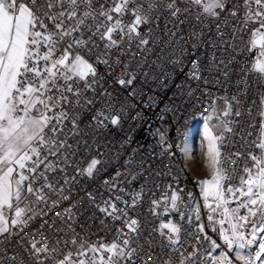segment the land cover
I'll return each instance as SVG.
<instances>
[{"label":"snow or ice","instance_id":"6c2138e0","mask_svg":"<svg viewBox=\"0 0 264 264\" xmlns=\"http://www.w3.org/2000/svg\"><path fill=\"white\" fill-rule=\"evenodd\" d=\"M164 13L173 19L194 14L197 22H214L217 39L228 47L232 44L224 28L232 30L233 41L237 32L249 33L246 51L258 50V55L243 71L264 82V0H0V243L10 244L15 238L21 250L8 257L11 264H156L159 257L140 243L139 218L129 212L142 202L143 189L127 193L129 199H125L121 193L126 190L116 183L120 177L116 173L111 181H103L108 197L101 195L98 200L96 192H86L89 206L99 213L92 219H99L102 230L112 235L108 241L104 237L90 240L92 233L76 230L81 213L72 201V185L80 176L92 179L101 161L91 158L86 167L76 168L73 176L67 175V169L79 154V144L74 147L69 139L81 134L80 112L93 105L96 89H103L96 65H106L111 74L115 66L124 63V75L116 82L131 86L136 78L129 71L135 58L133 45L141 53L148 51L152 29L142 32L141 28ZM126 15L132 16L131 22L124 20ZM79 49L88 56L95 54V63ZM126 54H130L129 62L121 60ZM220 64L223 67L214 66L223 72L227 63L221 60ZM191 67L189 78L201 80L198 60L194 59ZM87 92L93 95H85ZM100 95L111 93L102 90ZM238 104L239 97L232 96L223 99V106L215 97L201 105L207 113L202 116V143L209 178L198 185L207 210V227L219 233L222 244L210 241L206 226L199 223L196 230L210 248L201 252V236H196L192 252L185 255L179 247L178 223L168 220L153 229L166 239L171 252H179V264H234L230 258L233 251L240 264H264V96L259 105L252 101L258 109L259 129L249 142L253 151L246 156L240 151H223L226 134L235 135L233 124L238 120L233 117L241 116L238 107L234 111ZM119 123L120 115L112 113L110 104L92 116L97 130ZM159 139L162 148H171L164 133ZM177 148L185 157L190 155L186 142ZM229 163L236 165L231 171ZM60 176L63 183L57 178ZM180 192L169 188L160 200H152V214L160 215L157 209L163 205L165 214L171 210L183 219ZM66 201L72 202L53 218V209ZM37 218L42 222L31 228ZM195 218L201 219L199 209ZM117 222L121 226L113 231ZM257 244L254 252L246 251ZM222 246L226 251L213 255ZM5 255L0 254V264H4ZM164 264H172L171 259Z\"/></svg>","mask_w":264,"mask_h":264},{"label":"built area","instance_id":"2783aa9c","mask_svg":"<svg viewBox=\"0 0 264 264\" xmlns=\"http://www.w3.org/2000/svg\"><path fill=\"white\" fill-rule=\"evenodd\" d=\"M235 2L236 0H233V3ZM40 3H43V0H40ZM231 6L230 4L229 7ZM185 15L173 19L164 13L158 21L153 19L150 25L141 28L142 32H146L150 27L152 34L147 52L141 53L133 45L135 58L129 63V71L134 73L136 78L131 86L122 87L116 82L117 77L124 75L122 72L124 63L115 66L111 74L106 65H96L98 74L103 77L101 81L103 89L97 88L93 105L80 112L81 134L69 139V143L74 147L79 144V154L75 157L73 166L67 169L68 176L75 175L76 168L86 167L93 157L101 161L92 179L80 176L79 182L72 185V201L77 202V208L81 213L77 232L92 233L90 240L100 237H104L106 241L112 239L110 233L102 230L99 219H92L94 215L99 216V213L89 206L85 194L96 192L98 200L101 195L108 197L110 193L103 181L106 179L111 181L116 173H120L116 183L126 190L125 193H121L125 199H129L127 193L141 189L145 193L142 202L134 210L130 208L129 212L131 216L139 218L142 230L140 243L145 251L150 248L151 252L159 257L156 264H164L169 259L172 264H179V252H171V246L166 239L153 232L161 222L172 220L179 224L182 240L179 247L185 255L192 252L191 245L195 243L196 236H201V252L210 248V243L203 241V236L196 230L199 223L206 226L205 233L210 241L216 240L222 244L219 233L207 227V210L203 206L198 185L200 180L188 168L182 151L177 148L178 144L183 143L189 131L203 121L202 116L207 115L201 105L206 106L213 97L217 98L218 103L225 97L229 99L232 96L239 97V104L234 106V111L238 107L241 116L233 117V120H238V123L233 124L235 135L226 134L228 139L225 141L223 151L225 153L240 151L246 156L249 151H253V148L249 147V142L256 138L259 129L256 105H259V98L264 96V82L254 74L245 75L243 71L258 55V50L251 53L246 51L250 34L237 32V39L233 41L232 30L224 28L226 38L232 44V47H228V44L217 39L214 22L207 20L197 22L193 18L194 14ZM124 20L131 22L132 16L126 15ZM200 32L203 33L202 36L193 35ZM241 35L243 39L239 38ZM79 51L84 53L83 49ZM84 54L90 62L95 63V54L90 56ZM194 59L199 62L202 76L199 81L189 78ZM121 60L129 62L130 54L122 56ZM221 60L227 63L223 72L214 66L223 67L220 64ZM204 80L208 83H204ZM102 90L111 93V96L101 97ZM132 92L135 95H130ZM85 95L91 97L93 94L87 92ZM252 101H256V105H253ZM109 104L112 106V113L120 115L119 125L113 127L109 124L106 128L95 129L92 126V116L97 110ZM249 109L251 115L248 114ZM253 120L256 121L255 127H252ZM249 132H252L253 136H248ZM160 133L166 135V142L171 148L165 150L161 147ZM69 135L71 137V133ZM242 136L245 139L242 140ZM227 167L231 171L236 165L229 163ZM239 171L240 169H237L238 173ZM57 178L63 183L62 176ZM235 182L236 180L233 181ZM169 188L181 190L183 202L180 207L184 213L183 219L179 213L171 210L165 214L163 205L157 209L160 215H153L151 212L152 200H160ZM81 198L83 203H79ZM72 201L63 202L60 207L53 209L50 215L54 218L55 212L61 211ZM43 207L44 205H41V208ZM197 209L200 221L195 218ZM41 222L37 218L31 224V228L39 227ZM115 226L121 225L117 222L113 226V231ZM52 235L49 232V236ZM18 251L21 250L15 244V238L10 244L0 243V254L6 253L5 264H11L8 257ZM220 251H226V246L217 249L213 255H218ZM230 258L234 264H240L235 260L233 252ZM148 264L152 262L148 261Z\"/></svg>","mask_w":264,"mask_h":264},{"label":"rangeland","instance_id":"374dc122","mask_svg":"<svg viewBox=\"0 0 264 264\" xmlns=\"http://www.w3.org/2000/svg\"><path fill=\"white\" fill-rule=\"evenodd\" d=\"M218 104L223 106V100L220 101ZM203 124H204V121L199 123L200 126H199V129H198V132L194 136V140L196 141V143L193 145L191 150H189L190 155L188 157H185V155L183 154L184 157H185V161H186L187 166H188L190 161L193 162V164L195 166L194 167L195 171H193V173H195L198 176L199 180H203V179L209 178L208 171L204 167L205 161L203 159H204V156H205V152L203 150H198V148H197V146L199 144H202ZM262 235H264V234H262ZM257 247H258V245H257ZM257 247H253L252 246V248L247 249L246 251L254 252L255 250H257ZM234 254H235V252H234Z\"/></svg>","mask_w":264,"mask_h":264},{"label":"crops","instance_id":"0c3cea01","mask_svg":"<svg viewBox=\"0 0 264 264\" xmlns=\"http://www.w3.org/2000/svg\"><path fill=\"white\" fill-rule=\"evenodd\" d=\"M199 126H200V125H196L195 127H193V128L189 131V133L187 134V136L184 138L183 143H184V142L187 143V146H188L189 150H191V148L193 147V145L196 143V141L194 140V136H195L196 133L198 132ZM197 148H198V150H203L204 152L206 151V149H205L203 143H202V144H199V145L197 146ZM203 160H204V159H203ZM194 167H195V166H194L193 162L190 161L189 164H188V168L191 169L192 171H195ZM233 253H234V252H233ZM4 264H5V263H4Z\"/></svg>","mask_w":264,"mask_h":264}]
</instances>
